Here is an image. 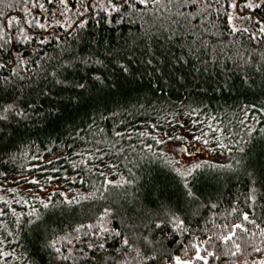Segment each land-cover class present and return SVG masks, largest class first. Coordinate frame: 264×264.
Returning a JSON list of instances; mask_svg holds the SVG:
<instances>
[{
    "label": "trees",
    "instance_id": "obj_1",
    "mask_svg": "<svg viewBox=\"0 0 264 264\" xmlns=\"http://www.w3.org/2000/svg\"><path fill=\"white\" fill-rule=\"evenodd\" d=\"M115 2L0 0V264H259L264 2ZM185 133L229 159L182 176Z\"/></svg>",
    "mask_w": 264,
    "mask_h": 264
},
{
    "label": "snow or ice",
    "instance_id": "obj_2",
    "mask_svg": "<svg viewBox=\"0 0 264 264\" xmlns=\"http://www.w3.org/2000/svg\"><path fill=\"white\" fill-rule=\"evenodd\" d=\"M61 2L63 3L64 0H61ZM262 2H264V0H262ZM140 3H141V4H146V3H147V0H140ZM108 6L111 8L112 11H119V5L115 2V0H108ZM40 7H43V5H41ZM101 7H104V6L101 5ZM133 7H135V5H133ZM231 7H232V8H237L238 5H237L236 3H233V4L231 5ZM247 7H248L249 9H251V8L258 7V5L255 4V3H253L252 0H248ZM104 10L107 11L108 8H104ZM240 19L243 20V17H240ZM227 21H228V23L231 25V27H232V31H233V32H237V31H245V32H246V31H248L247 28L238 29V28L236 27L235 23H234V18H233L231 15H229V16L227 17ZM81 23H83V22L81 21ZM6 26H10V22H9L8 24H6ZM40 27L43 28L44 25H40ZM260 33H261L262 35H264V27H261V28H260ZM26 39H27V37H26ZM6 44H7V41H5L4 44H0V49L5 48ZM17 55H19V54L17 53ZM123 70H124V71H127L126 68L123 69ZM53 75L55 76V73H53ZM96 79L99 80L100 78L97 77ZM61 82H62V81L57 80V83H61ZM78 87L83 88L84 85L81 84V85H78ZM12 107H13L12 105H8V106L5 107L4 110H5V111H8V110L11 109ZM261 111L264 112V109H261ZM4 118L6 119L7 117H4ZM117 135H119V133H117ZM197 139H201V138L197 137ZM158 142H159V141H158ZM203 143H204L205 145H208V144H209V141H208V140H204ZM220 147H224V145L221 144ZM180 151H182V152H188L189 150H188L187 147H181ZM241 151H243V149H241ZM200 167H201L200 164H193V165L191 166V169H190V170H187V171L181 172L180 174H181L182 176L189 177V176L192 175V171H193V170H195V169H197V168H200ZM176 171H177V172H180V169H176ZM36 183H39V181H36ZM108 183H113V182H112V181H108ZM185 188L187 189V195H188V196L195 197V193L191 190V188L188 187V181H187V180H185ZM13 191H14V190H13ZM253 191H254V190H253ZM254 198H255V197H253V199H254ZM37 199H38V198H37ZM66 199H67V198H66ZM71 202H72V201H68V203H71ZM25 203H27V201H25ZM41 203L44 205V207H45L46 209H49L50 212H54V211H55L56 205H52V204H51V201H48L47 203H45L44 201H41ZM50 205H51V207H50ZM108 213H109V210H108V209H104V214H105V215H108ZM2 214H3V213L0 212V215H2ZM21 215H22V214H21ZM29 215H33V213H30ZM243 218H244L245 220H248L249 215H248L247 212H245V213L243 214ZM174 219H176V223H174V225H173L174 227H182V226H183V224H184V221H183V220H178V218H174ZM30 223H32V222L30 221ZM42 223H43V221H41V224H42ZM162 223H163V221L158 222V223L155 224V228L158 229V230H160L161 232L163 231V228L161 227V224H162ZM36 227L39 228V227H40V224H37ZM79 227H85V225H80ZM87 227H88V228H91L92 225L89 224V225H87ZM233 227H242V225H233ZM103 230H104V231H108L107 229H103ZM116 235L119 236L120 233L117 232ZM231 235H232V233H229V235L223 236L222 239L225 240V241H227V240L230 239ZM144 240L146 241L147 244H151V243H152V241L148 240L147 237H144ZM122 242H123V244H125V245H128V244H129V241H128L127 238H123V239H122ZM51 246H52L53 248H55V241L52 242ZM88 247H89V248H92L93 245H92V244H88ZM99 247H100V248H103L104 245H103V244H100ZM234 247L236 248L237 251H239V249H240V245H239V244H235ZM55 251H56L57 253H59V252H60V249H59V248H55ZM257 251H259V249H257ZM0 255H2V254H0ZM137 255H139V252H137ZM208 255H214V253H209ZM196 257H197V259H199V260H201V261H205V264H206V262H207V258H206L205 256L200 255V252H199V251L196 252ZM67 258H68V257H64V259H67ZM146 258H147V259H152L153 257H152L151 255H149V256H147ZM168 260H169L170 262H171L172 260H174V261L176 262V264H191V261H190V260H182L179 256H171V255H169V256H168ZM98 264H99V262H98ZM259 264H264V260H261V261L259 262Z\"/></svg>",
    "mask_w": 264,
    "mask_h": 264
},
{
    "label": "rangeland",
    "instance_id": "obj_3",
    "mask_svg": "<svg viewBox=\"0 0 264 264\" xmlns=\"http://www.w3.org/2000/svg\"><path fill=\"white\" fill-rule=\"evenodd\" d=\"M193 133L181 135L183 138L179 141L180 143L173 141L167 145V153L178 162L182 169L188 170L193 164H199L202 159L218 161H227L229 159V155L214 151L210 145L206 146L204 143L195 140ZM181 147H187L189 151L182 152L180 151ZM36 180L31 176H17L13 178L10 187L22 192L28 189L34 190L37 187V184L34 183Z\"/></svg>",
    "mask_w": 264,
    "mask_h": 264
},
{
    "label": "water",
    "instance_id": "obj_4",
    "mask_svg": "<svg viewBox=\"0 0 264 264\" xmlns=\"http://www.w3.org/2000/svg\"><path fill=\"white\" fill-rule=\"evenodd\" d=\"M50 31H53V29H50Z\"/></svg>",
    "mask_w": 264,
    "mask_h": 264
}]
</instances>
